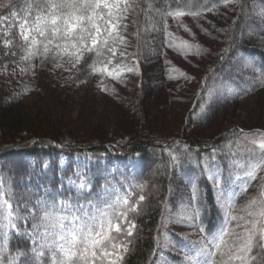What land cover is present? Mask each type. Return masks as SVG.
<instances>
[{"label":"rangeland","instance_id":"374dc122","mask_svg":"<svg viewBox=\"0 0 264 264\" xmlns=\"http://www.w3.org/2000/svg\"><path fill=\"white\" fill-rule=\"evenodd\" d=\"M235 10V5L231 4L220 13L196 18L189 15L178 19L165 15L158 18L159 24L154 25L152 33L155 37L152 42L154 54L144 72L153 77L146 87V91L153 93L150 98L144 95L142 69L128 53L133 38L131 14L123 22L127 24V29L121 31L127 43L118 46L115 59L107 53L97 57L85 51L75 68L69 65L67 56L52 59L44 70L43 67L40 69L37 56L26 60L23 59L24 52L15 59L17 50L14 49L13 39L9 38L10 33L6 32L5 42L8 43L4 42V46L12 59L0 68V105L15 104V114L26 120L31 118L27 123L36 118L40 130L36 136L49 137L66 145L83 143L124 147L128 144L163 145L175 142L176 150L169 151V154L176 185L157 264H196L194 253L197 242L206 237L205 232L198 230L201 210L197 173L195 170L188 171V168L182 169L181 160L176 156L184 149V138L194 135L204 143L205 154L198 164L202 165L214 188L221 212L213 235L225 224L222 201H233V214L251 219L243 209L253 199L259 200L261 195L264 159L260 158L261 150L253 148L251 142L253 139L264 141V83L257 76L255 65L243 60L237 61L239 65L234 62V65L242 67L241 71L229 73L231 78L225 76L230 79L219 78L200 94L205 71L225 45V33L236 17ZM254 17L260 21L257 11ZM185 26L189 31H185ZM169 32L172 36L167 35ZM182 41L199 45V50H188ZM120 51L125 52L127 57L122 64ZM85 59H92L88 76L80 73ZM109 59L111 63H107ZM56 63H62L63 67H55ZM117 64L122 69L119 73H116ZM105 66L118 78L113 79L107 71H102ZM128 68L133 71H127ZM21 69L25 71L21 72ZM181 72L188 78L181 76ZM252 82L257 85L246 87ZM25 128V125L20 127L26 138H31L33 131ZM219 138L222 144L218 147ZM173 156L177 159L173 160ZM68 163L67 159L61 161V168ZM75 163L76 173L86 178L88 164L80 159H76ZM85 178L82 180L84 185L87 184ZM193 192L196 193L195 200L191 199ZM127 193L128 190L119 192L118 196ZM252 210L258 211L259 204L254 205ZM193 216L195 219H192ZM236 223L232 222L229 228H235ZM236 231L242 229L237 228ZM218 256L219 253L213 259ZM233 264L239 262L233 261Z\"/></svg>","mask_w":264,"mask_h":264},{"label":"trees","instance_id":"16d2710c","mask_svg":"<svg viewBox=\"0 0 264 264\" xmlns=\"http://www.w3.org/2000/svg\"><path fill=\"white\" fill-rule=\"evenodd\" d=\"M37 2L40 0H0V16L7 17L0 23V68L12 59L4 46L6 32L10 33L9 38L13 39L14 49L17 50L18 55L16 54L15 59L25 52L24 41L19 35L18 26L14 23L16 17L12 16V13L16 12L23 17L29 6ZM134 2L138 7L135 13H130L133 38L128 53L130 58L138 61L142 69L144 95L149 98L153 95L152 92L146 91L153 77H148L144 72L154 54L152 48L155 39L152 35L155 31L154 25L159 24L158 18L163 17L166 11H174L177 8L200 11L211 8V11L204 12L207 15L224 11L232 4L237 11L236 17L226 30L225 45L205 71L200 94L219 78H231L232 75L229 73L241 71L242 67L236 66V63L234 65V62L239 60L253 63L257 76L263 81L261 83H264V0L234 2L230 0L227 3L225 0H134ZM256 11L261 16L260 21H256L254 17ZM37 46L42 50V45ZM88 54L92 56L95 52ZM52 55L50 52L47 58L37 56L40 69L48 67ZM91 60H84L85 64L80 70L82 76L90 74ZM253 85L257 84L252 82L246 87L251 88ZM15 112L16 106L13 103L0 105V201L6 200L11 204L14 213V227L0 228V264H53L51 253L47 250L44 256L38 259L34 258L33 253V249L39 245V240L33 243L32 224L34 218L39 223L38 217L42 215L43 202L49 205L53 202L57 204L62 202L64 205H71L73 210L78 205H84L85 209L92 213L96 209L106 208L119 192L125 193L127 190V194L131 193L130 204L138 203L139 207L138 211L127 213L128 219L134 221L136 225L132 236H126L123 231L120 234L112 232V235L117 237V243L127 242L129 249L123 254L124 258L120 264H157L161 256L166 219L172 206V194L176 185L173 161L169 154V151L176 150L175 142L170 141L163 145L128 144L124 147L83 143L66 145L49 137L36 136L40 132L36 118L33 122L27 123L31 118L26 120ZM24 125L25 129L33 131V134L27 132L31 134V138H26L24 131L20 129ZM183 140L181 145L184 149L176 156L181 160L182 169L188 168V171L195 170L197 173L200 223L206 235L213 234L217 229L221 212L214 188L209 183L202 165L198 164L205 154L204 143L194 135ZM221 144L222 140L219 138L216 146L219 147ZM65 159L69 163L61 168L60 162ZM76 159L88 164L84 175L87 179L76 173ZM84 178L87 184L81 188L80 184ZM138 185L144 186L142 193ZM140 194L145 196L142 202L138 201ZM90 204L95 205V208L89 206ZM0 207H3L6 216L7 207L4 205ZM123 207L121 205L110 211L118 214ZM57 214L67 213L58 210ZM0 222L8 224L6 219ZM121 227L124 228L123 223ZM254 253L258 258L251 261V264H264V252L254 249Z\"/></svg>","mask_w":264,"mask_h":264},{"label":"snow or ice","instance_id":"6c2138e0","mask_svg":"<svg viewBox=\"0 0 264 264\" xmlns=\"http://www.w3.org/2000/svg\"><path fill=\"white\" fill-rule=\"evenodd\" d=\"M227 2L230 0H225V3ZM137 7L134 0H40L30 5L23 17L16 12H13L12 16L16 17L14 23L18 26L19 35L24 41L26 55L23 59L36 56L47 58L52 52L53 60L67 56L69 65L75 68L83 59L85 51L95 52L97 57L107 53L111 59H115L118 46L127 43L126 38L121 35V31L127 29V24L123 22L130 13H135ZM206 11H211V8L204 11L177 8L174 11H166L164 15L177 19L185 15L196 18L203 16ZM6 19L7 17L0 16V23ZM164 28L167 29L166 21ZM185 31H189L187 26ZM167 35L172 36V33L169 32ZM7 43L6 41L5 44ZM181 43L188 50L192 48L199 50L200 47L189 44L188 41ZM37 45H42V50ZM169 46H172L171 42ZM119 56L122 64L127 58L126 54L120 51ZM111 59L107 63H111ZM136 63L138 64V61ZM55 67H63V64L56 63ZM121 70L120 64H117L116 73ZM24 71L25 69H21V72ZM102 71H107L113 79L118 78L107 66ZM127 71L131 72L133 69L128 68ZM180 75L188 78L183 72ZM251 143L253 148L261 150L260 158L264 159V141L257 142L253 139ZM176 159L173 156V160ZM80 187L84 188L85 185L80 184ZM137 187L142 193L144 186ZM130 195L131 193L117 196L106 208L96 209L92 213H89L84 205H78L73 210L71 205H64L62 202L59 204L53 202L51 205L43 202L42 215L38 217L39 223L34 218L32 224L33 243L39 240V245L33 249L34 258L43 257L47 250L51 253L53 264H120L124 258L123 254L129 249L127 242L117 243V237L113 236L112 232L120 234L123 231L126 236L133 234L136 225L134 221L128 219L127 213L138 211L139 205L130 204ZM191 199H196L195 192ZM144 200L145 196L140 194L138 201ZM257 204L259 210L253 211V206ZM0 205L8 209L5 216L3 207H0V221L4 219L8 221L7 225L0 222V228L14 227L12 205L6 200L0 201ZM121 205L124 207L118 214L110 211ZM89 206L95 208V205ZM58 210L67 214H57ZM221 210L226 217L225 224L218 233L214 235L209 233L197 242L194 253L197 257L196 264H233V261L251 264V261L258 258L254 249L264 252V192L261 193L259 200L253 199L243 209L248 217H252L251 219L233 214L235 211L233 201L226 203L222 201ZM192 219H195V216ZM232 222H237L235 228H229ZM121 223L124 225L123 229ZM237 228L242 231L237 232ZM198 230L205 232L203 226ZM217 253L218 258L213 259Z\"/></svg>","mask_w":264,"mask_h":264}]
</instances>
